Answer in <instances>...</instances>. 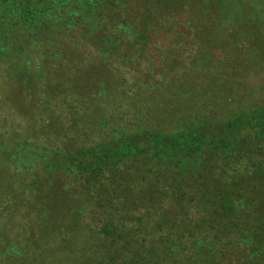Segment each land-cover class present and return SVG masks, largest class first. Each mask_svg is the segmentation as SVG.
<instances>
[{"label": "trees", "instance_id": "trees-1", "mask_svg": "<svg viewBox=\"0 0 264 264\" xmlns=\"http://www.w3.org/2000/svg\"><path fill=\"white\" fill-rule=\"evenodd\" d=\"M165 1L170 0H0V57L14 52H9L14 30L32 31L37 36L44 31L41 42L54 49L49 56L61 51L56 41L67 42L76 37L83 43L95 44L99 57L90 62L101 67L102 52L97 45L110 43L113 48L121 42L125 49L132 37L135 43L145 40L146 35L137 24L144 20L146 27H151L147 21L155 22L153 9L167 10ZM185 2L189 4L167 13V18L177 19L191 10L192 20L199 15L203 21L201 30L214 34L220 24H226L220 16L214 17V7L229 3L235 15L240 14L238 24L251 21L253 30L257 29L252 37L257 38L259 32L264 34L259 29L264 19V0ZM208 11L212 13L210 17ZM164 34L168 36V32ZM186 42L185 38L182 44ZM78 43L73 44L79 46ZM59 56L60 60L67 57L61 52ZM87 66L79 68V73L89 70ZM106 67L115 72L116 79L114 68L109 64ZM58 71L59 68L50 70L51 80L42 81L37 93H30L35 99L43 88L45 95L53 89V101L38 97L37 102L24 101L14 112V120H21L19 125L34 120L37 137L44 139L48 138L47 127L39 128V122L55 115H60L61 122L64 120L58 104L66 96L67 86L70 97L76 98L75 65L67 73L69 80L63 83L55 76ZM136 80V76L126 79L124 88L112 92V83L107 85L92 75L85 88H89L93 103L106 109L112 119L126 106L129 94L139 93L148 84L145 79L135 90ZM92 82L96 89H90L94 88ZM117 92L119 99L112 100L111 95L115 97ZM84 99L72 103L77 108ZM156 101L170 106L169 101ZM72 103L67 105L69 109H75L71 108ZM101 110L96 114L91 108L84 110L85 116L94 117L95 123L89 141L97 142L92 162L86 166L81 160L73 162L78 168L76 188L50 179L55 172L67 169L51 173L48 166L43 173V177H48L44 185L40 179L23 189L22 200L12 207L21 217L12 218L8 224L9 230L14 224L13 228L20 232L16 241L22 247H12L11 256L3 252L4 261L9 262L1 264H264V213L260 214L264 208V107H248L221 120L197 115L169 132L145 125L147 118L135 111L129 118L120 117L114 127L115 136L108 143L102 139L105 121L98 119ZM3 128L6 127H0V132L4 134ZM70 128L68 125L59 129L64 131L62 142L67 141ZM2 163L8 164L5 159ZM18 175L23 181L28 179L22 173ZM5 176L0 171V178ZM11 193L10 187H0V206L4 204L1 198ZM0 212L5 219V210L1 208ZM13 233L10 231L12 238Z\"/></svg>", "mask_w": 264, "mask_h": 264}, {"label": "rangeland", "instance_id": "rangeland-1", "mask_svg": "<svg viewBox=\"0 0 264 264\" xmlns=\"http://www.w3.org/2000/svg\"><path fill=\"white\" fill-rule=\"evenodd\" d=\"M185 1L187 0L165 1L167 10L153 9L156 20L154 23L147 21L151 27L147 28L144 20L139 21V24L136 23L138 30L146 35V39L139 43H135L132 37L131 43L126 45L125 49L121 42L113 48L110 43L103 46L98 44L102 52L101 67L90 62L95 59L94 57H99L94 43H83L76 37L72 38L75 40L67 42L56 41V45L61 47L60 52L67 55L60 60L59 51L54 53L55 56H49V51H54L53 47H44L41 42L44 31L39 36L34 35L32 31L11 32L15 36L9 40L11 43L9 52H14L7 53V57H0V127H6L3 128L6 133L0 132V166L2 167L0 171L6 173L5 179L0 178V187L1 190L9 187L12 190L10 196L1 198L4 204L0 209L5 210L7 216L5 214L3 219L4 214L0 212V264L9 262L4 261L3 252L11 256L14 253L12 247H22L16 241L20 232L13 228L14 224L9 230L8 224L12 218L16 220L21 217L18 211L12 210V207L18 200H22L25 193L23 189L31 187L40 179H43L39 182L44 185L48 177H43V173L50 166L51 173L54 170L67 169V172H55L56 174L50 179L58 185H67L74 190L77 186L78 168L73 166V162L77 163L81 160L86 166L93 161V149L97 141L91 144L89 140L90 129L95 126L94 117H86L84 110L91 108L92 113L96 114L97 110L101 109L97 103H93L88 92L89 88L86 89L85 86H88L87 78L92 75H96L107 85L112 83L115 72L109 71L107 64L116 71L117 81L115 79L112 83V92L124 88L123 82L126 79H135V76L139 79L135 81V90H138L137 87L145 79L148 80V84L143 86L139 93L128 95L130 100L126 101V106L120 109L117 117L111 119L106 109L101 110L98 119L102 118L105 121L103 127L105 134L102 137L105 143L113 140L114 127L120 122V117L129 118L135 111H141L142 117L147 118L145 125L160 132H169L197 115L213 116L221 120L248 107H264V34L259 32L257 38L252 37L257 29L253 30L251 21L238 24L237 16L240 14L235 15V10L229 6V3L221 8L214 7L217 13L213 14L214 17L220 16L226 23L220 24L219 31L214 34L201 30L203 21L200 20L199 15L195 16V21L192 20L191 10L186 11L184 16L178 15L177 19L167 18V13L180 9ZM220 10L223 12L221 13ZM207 14L210 17L212 13L208 11ZM157 15L166 17L157 18ZM263 21L262 18L259 27L261 30H264ZM167 32L168 36L165 37L164 33ZM185 38L187 44L183 45ZM74 42H79V46H75ZM85 49L89 52L85 53ZM196 51L198 53H195ZM84 64L89 65L87 66L89 70L86 68L79 73V68ZM73 65L78 70L74 81L77 89L74 92L76 98L70 97L67 86L65 88L67 94L58 104L61 105L60 112L64 120L61 122L58 119L60 115H55L48 120L44 117L39 122V128L42 125L47 127L48 138L44 139L41 135L37 137L38 129L34 128L36 125L34 120L24 121L19 125L18 122L21 120L13 118L17 106H22L24 101L30 102L34 99L30 93L36 92L42 81L51 80L50 70L59 68L55 76L62 79V83L69 80L67 73ZM38 78L40 80H37ZM90 85H94V88L90 89H96L94 82ZM17 87L20 90H17ZM143 90L146 93H143ZM14 92L18 93L19 98ZM45 92L46 89L43 88L34 100L37 102L38 97H43L44 101H53L55 97L51 93L53 89H49L46 95ZM81 97L86 99L76 108V104L72 102L80 100ZM119 97L118 92L115 97L111 95L112 100H117ZM155 99L169 101L170 106L166 107V103L158 104ZM69 103H72L71 108L75 109H69L67 107ZM149 109L150 114H148ZM73 120L74 123L77 121L75 126ZM7 125L11 128H7ZM68 125L69 128L74 127L67 131V141L62 142L64 131L59 129H64V126L68 127ZM55 135L56 139H52ZM41 138L44 141H40ZM241 138L243 139V134ZM3 159L8 164H3ZM19 168L25 171L21 172ZM18 172L28 179L23 181V177L18 175ZM37 190L44 192L40 188ZM261 213H264L263 207ZM17 224L18 229L19 221ZM31 228L33 229V225L30 226ZM10 231H14L13 238ZM13 263L14 261H11V264Z\"/></svg>", "mask_w": 264, "mask_h": 264}]
</instances>
